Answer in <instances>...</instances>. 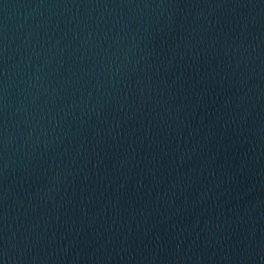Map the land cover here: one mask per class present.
<instances>
[{
    "label": "water",
    "instance_id": "obj_1",
    "mask_svg": "<svg viewBox=\"0 0 264 264\" xmlns=\"http://www.w3.org/2000/svg\"><path fill=\"white\" fill-rule=\"evenodd\" d=\"M0 264H264V0H0Z\"/></svg>",
    "mask_w": 264,
    "mask_h": 264
}]
</instances>
